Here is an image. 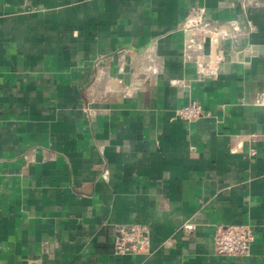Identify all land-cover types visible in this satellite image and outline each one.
<instances>
[{"label":"crops","instance_id":"1","mask_svg":"<svg viewBox=\"0 0 264 264\" xmlns=\"http://www.w3.org/2000/svg\"><path fill=\"white\" fill-rule=\"evenodd\" d=\"M235 224L251 254L218 256ZM0 264H264V0H0Z\"/></svg>","mask_w":264,"mask_h":264},{"label":"built area","instance_id":"2","mask_svg":"<svg viewBox=\"0 0 264 264\" xmlns=\"http://www.w3.org/2000/svg\"><path fill=\"white\" fill-rule=\"evenodd\" d=\"M185 31H200L217 42L224 39L241 40L250 33L240 21L214 24L207 20L205 9L195 8L183 25ZM203 106L197 101L190 102L177 111V117L185 121H196L205 117ZM255 241L253 227L246 224L220 225L214 235L215 253L224 257H248ZM117 255L126 256L148 251L150 234L145 227L135 224L118 226L114 236Z\"/></svg>","mask_w":264,"mask_h":264},{"label":"water","instance_id":"3","mask_svg":"<svg viewBox=\"0 0 264 264\" xmlns=\"http://www.w3.org/2000/svg\"><path fill=\"white\" fill-rule=\"evenodd\" d=\"M254 50H256V48H253Z\"/></svg>","mask_w":264,"mask_h":264}]
</instances>
